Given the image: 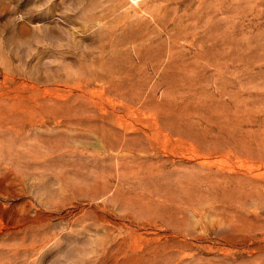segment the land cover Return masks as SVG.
<instances>
[{"label":"rangeland","instance_id":"1","mask_svg":"<svg viewBox=\"0 0 264 264\" xmlns=\"http://www.w3.org/2000/svg\"><path fill=\"white\" fill-rule=\"evenodd\" d=\"M0 264H264V0H0Z\"/></svg>","mask_w":264,"mask_h":264}]
</instances>
